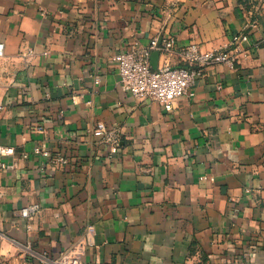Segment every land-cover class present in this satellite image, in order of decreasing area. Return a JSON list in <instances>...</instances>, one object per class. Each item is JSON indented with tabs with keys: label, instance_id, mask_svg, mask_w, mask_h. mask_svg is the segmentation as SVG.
<instances>
[{
	"label": "crops",
	"instance_id": "0c3cea01",
	"mask_svg": "<svg viewBox=\"0 0 264 264\" xmlns=\"http://www.w3.org/2000/svg\"><path fill=\"white\" fill-rule=\"evenodd\" d=\"M155 39L175 48L153 69L186 66L190 43L236 62L168 112L125 92L113 60ZM0 43V264H51L89 225L85 264H264V0H0Z\"/></svg>",
	"mask_w": 264,
	"mask_h": 264
},
{
	"label": "built area",
	"instance_id": "2783aa9c",
	"mask_svg": "<svg viewBox=\"0 0 264 264\" xmlns=\"http://www.w3.org/2000/svg\"><path fill=\"white\" fill-rule=\"evenodd\" d=\"M248 40L247 35L233 38L235 45ZM174 48V39H164L162 42L155 39L148 45H141L138 41H134L125 46L113 57L117 64L122 89L135 98L159 102L168 112H172L180 98L195 96L193 88L208 67L218 64L233 67L236 62V57L231 51H205L199 44L190 43L180 49L186 66L167 65L159 69L152 68L150 57L154 51H171ZM4 49V43H0V56L4 53ZM93 135L109 147L112 156L118 154L120 135L117 130L108 128L104 123H98L93 130ZM12 151V147L0 146V171L14 168V164L6 161ZM35 152L41 154L54 168L65 167L69 163L68 159L62 155L52 156L51 153L40 149H36ZM24 157L26 158V155ZM40 211V205L37 203L21 209L20 215L28 222L27 228H31V223L36 220ZM95 232V226L89 225L83 237L52 260L51 264H85L83 256L87 248L94 245ZM39 259L48 261L46 254L40 256Z\"/></svg>",
	"mask_w": 264,
	"mask_h": 264
}]
</instances>
